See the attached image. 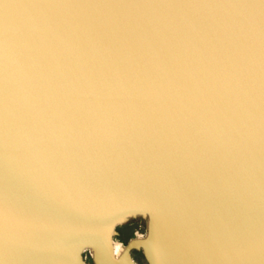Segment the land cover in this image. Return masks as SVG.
<instances>
[{"label": "bare ground", "instance_id": "6f19581e", "mask_svg": "<svg viewBox=\"0 0 264 264\" xmlns=\"http://www.w3.org/2000/svg\"><path fill=\"white\" fill-rule=\"evenodd\" d=\"M127 1L66 0L67 8L78 13L79 20L74 21L69 14H47L32 0H20L22 9L27 6L42 18L29 17L27 28H3L0 50L12 71L0 72V125L16 144L38 133L43 145L33 158L16 164L29 183L23 195L26 186L21 181L17 198L26 202L31 220L15 224L10 211L0 213V264H68L66 248L74 238L99 231L101 211L138 188L136 172L146 186L157 188L156 195L178 198L185 207L184 222L197 243L217 261L227 262L225 246L232 219L222 201H214L212 193L211 200L206 198L194 174L212 134L227 130L229 115L222 119L204 114L205 84L196 90L192 87L205 52L190 41V25L172 16L170 2L153 6L152 29L144 31L139 45H129L113 32L106 34L108 43H116L109 51L112 59L103 65L105 72H111L107 83L114 100L99 105L91 99L99 75L84 80L88 39L80 34L81 14L86 5L90 15L112 7L121 11ZM140 21L146 22L142 17ZM180 86L182 91L175 97ZM137 94L143 99H136ZM127 119L144 120L129 127ZM58 144L76 149L64 153ZM127 159L134 164L135 174ZM37 167L40 176L31 172ZM115 169L127 174L120 177ZM133 209L147 212L153 225L148 203L136 201ZM28 233L33 241L25 240ZM159 243L153 252L158 263L165 259ZM109 245L117 257L133 264L119 242L111 240ZM239 262L264 264V229L259 239L247 245ZM171 264H193V260L176 251Z\"/></svg>", "mask_w": 264, "mask_h": 264}, {"label": "rangeland", "instance_id": "374dc122", "mask_svg": "<svg viewBox=\"0 0 264 264\" xmlns=\"http://www.w3.org/2000/svg\"><path fill=\"white\" fill-rule=\"evenodd\" d=\"M19 1L0 0V37L4 35V26L27 28L31 26L29 17L35 20L37 14L27 6L22 9ZM263 1L128 0L121 11L118 9L116 12L115 7L105 8L100 9L96 15H90L86 5L84 14H81L83 30L80 33L81 37L88 39L84 80L95 79L99 75V83H95V98H91L99 105L114 100L107 83V74L111 72H105L103 65L112 59L109 51L116 43H108L106 34L113 32L114 36L126 39L129 45H139L144 38V31L152 29L153 6L164 2L171 3V14L177 21L184 26L190 25L187 26L191 28L188 30L191 33L190 41L199 46L202 54L205 52L204 65L201 72L195 75L196 84L192 90H196L201 83L205 84L207 101L202 110L209 118L218 116L223 119L229 115L227 130L220 129L213 133L210 140L215 143L211 141L202 150L204 156L198 163L194 179L207 193L208 200H211L212 193L214 201H222L224 211L233 223L226 239L227 262L217 261L214 254L200 246L197 239H194L195 234L188 230L184 222L183 203L178 198L166 200L165 196L156 195L157 188L153 184L146 186L140 174L135 171L134 164L127 159L131 172H136L134 177L138 188L125 193L114 207L109 206L106 211H101L97 223L99 231L74 238L66 248L68 264H130L112 252L109 245L111 240L125 248L124 255L133 264H171L176 251L189 254L193 264H240L239 259L247 245L259 239V231L264 229ZM32 2L47 14H69L74 21L79 20L78 13L67 8L66 0ZM37 16L38 19L42 18ZM141 17L146 22L140 21ZM18 33L22 31L18 29ZM10 68L5 53L0 50V72L6 74L12 71ZM181 87L175 97H179L176 95L179 90L182 91ZM136 99L141 100L143 96L137 94ZM143 120L127 119L126 124L132 127ZM36 135L28 136L16 144L11 133L0 125V213L10 211L15 224L31 220L26 202L17 198V191L22 188L21 181L26 186L22 188L23 195L29 183H26V177L15 167L20 160L33 158L42 147L43 141ZM59 147L64 153L76 149L74 146ZM114 171L120 177L127 174V171L119 169ZM31 172L40 176V167ZM171 196L174 194L168 195ZM36 198L38 201L37 195ZM136 201H144L152 209V226L147 212L133 209ZM32 235L28 233L25 240L33 241ZM135 241L137 243L131 244ZM157 241L165 254V259L159 263L153 260Z\"/></svg>", "mask_w": 264, "mask_h": 264}]
</instances>
